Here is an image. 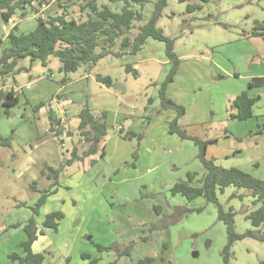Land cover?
<instances>
[{
	"label": "rangeland",
	"instance_id": "rangeland-1",
	"mask_svg": "<svg viewBox=\"0 0 264 264\" xmlns=\"http://www.w3.org/2000/svg\"><path fill=\"white\" fill-rule=\"evenodd\" d=\"M153 1L131 7L146 19ZM188 4H199L200 7L187 11L186 2L167 0L160 21L163 33L173 38L176 51L188 56L182 64H190L189 59L203 63V59H207L230 71L240 67L244 71L242 75L246 76L249 73L246 65L253 57L260 61L251 62V71L257 68L264 72V40L244 35L256 22L262 24L264 21V0H188ZM123 5L109 4V7L119 11ZM78 10L77 5L66 0L48 1L42 6L34 3L24 17L16 14L11 23H0V29L7 33L11 26H16L19 33L26 34L34 28L36 17L66 12L70 17L78 18ZM31 17L33 19H29ZM118 50L119 41L112 48L113 52ZM167 62L164 44L150 38L135 55H108L94 65L80 66L74 73L59 72V61L49 57L45 67L32 66L30 70L29 60L22 59L19 66H24L26 71L5 79L0 76V88L24 89L30 84L31 93H37L41 100H48L51 94L59 91L60 96L64 95L67 103L77 110L87 107L94 115L105 111V148L107 145L109 149L106 157L96 156L94 160L85 159L65 167L73 145L65 136H55L49 131L47 117L38 113L39 116L32 115L29 108L19 104L9 109L10 117L6 118L5 109L0 107V264H12L8 258L12 253L22 255L19 245L26 239L23 225L34 217L37 229L41 230L46 215L52 212L63 215L58 231L43 229V234L32 245L33 252L44 254L43 264H93L92 260L96 261L94 264H138L144 258H154L153 264H224L222 251L227 235L225 225L217 220L216 207L202 199L187 203L184 197L170 193L175 182L186 179V172L172 168L176 161H172L171 154L165 151L178 146L170 141L160 145V154L155 159L160 166L152 171L153 165H147L152 163L147 156L150 153L147 142L141 145L142 148L137 140L131 146L121 143L128 141L121 138L124 131H144L142 121H149L146 117H152L159 128L164 126L156 120L160 119L158 89L170 68ZM127 67L135 70L136 75L127 71ZM215 71L212 70L214 75L210 76V82L220 78L215 76L220 71ZM95 75L110 77L113 87L97 83ZM63 77L68 85L60 90L59 82ZM180 81L174 86L175 93L181 84H186L187 91L191 87ZM202 85H206L204 80ZM225 85V88H231L229 82ZM115 86L124 87V91L114 89ZM203 92L205 94L199 97L205 105L211 106L215 98L211 106L215 115L210 122L213 128L209 136H216L217 121L222 115L221 99L217 97L222 88L215 87L212 94ZM257 107L258 114H262L264 99ZM117 112H129L139 121H122L116 116ZM207 116L211 117L209 111ZM123 127L122 132L116 130ZM113 139H120V144L116 145ZM260 142L259 147L264 144V137L263 143ZM187 143L196 150L192 142ZM112 148H118L117 154L110 155ZM196 163L199 164L195 154L188 152V172L195 173ZM60 165L65 168L59 173L55 191L48 196L39 215L34 216L31 208L53 181L42 175V171L46 170V174L49 173L47 168L56 169ZM149 168L150 172L145 174ZM34 181L36 190L32 185ZM237 191L226 188L219 194V201L225 208L233 206L236 209L235 231L243 233L252 226L240 213L241 207L248 204L236 197ZM154 206L161 207L160 215L155 213ZM176 206L201 208L202 211L191 212L175 224L162 227L160 219L164 215L165 222L168 221L166 217ZM260 232L264 234V223ZM230 251L228 264H264L262 241L247 237L234 242ZM124 252L129 254H122Z\"/></svg>",
	"mask_w": 264,
	"mask_h": 264
},
{
	"label": "trees",
	"instance_id": "trees-1",
	"mask_svg": "<svg viewBox=\"0 0 264 264\" xmlns=\"http://www.w3.org/2000/svg\"><path fill=\"white\" fill-rule=\"evenodd\" d=\"M71 5H77L81 12L85 13V20L68 17L66 13L55 15H46L45 18L38 17L35 19V27L26 34L17 33L16 27L6 35V41L0 45V76L2 79L15 76L23 71V68L17 67L18 62L22 59H29V62L39 61L43 67L47 65L49 57L56 58L59 63V72L67 74L74 73L82 65H94L101 58L108 55L116 57L135 55L138 53L148 39L161 42L165 47V55L170 65L169 71L160 84L158 89V99L160 110H174L175 116L168 122V134L177 135L182 140H189L197 147V159L203 168V176L196 180L195 174H187L185 180L175 182L170 188L171 195H180L185 198L187 203L196 199H202L206 203L213 204L216 207L217 220L221 221L226 228L227 243L222 251V260L228 264L231 257V247L234 242L244 238H254L264 242V234L260 232V227L264 223V180L256 179L252 175L245 173L238 168H222L218 166L213 159L206 156L207 146L215 143L216 139L200 140L197 137L188 135L178 125V119L185 113L184 107L177 105L166 96L167 86L173 81L177 72L180 60L174 52V40L166 36L162 29L157 26V22L162 16V11L167 6V0H154L152 10L149 16H144L131 6L133 4L143 6L147 0H66ZM186 2V10L192 11L200 7L199 4L190 5L188 0H179ZM45 0H0V21L7 23L16 14L24 17L28 13V8H32L36 3L39 6ZM103 2V3H101ZM101 3V4H100ZM123 3L119 11H113L109 4ZM3 34L1 33L0 37ZM251 36L261 37L264 40V26L255 23ZM119 41V50L113 52L112 48ZM127 71H136L127 67ZM222 77V76H218ZM217 79V78H216ZM95 80L107 88H112L113 83L108 76L95 75ZM64 78L61 83L66 82ZM264 84V78H254L248 83V87L259 86ZM152 102L151 99L148 100ZM255 99L249 98L246 93L237 96L231 108L235 111L229 115L230 121L246 120L252 116V108ZM20 104L19 97L13 92L0 88V107L5 110V115L9 116V109ZM39 104L35 110L42 107ZM106 112L102 111L94 115L90 109L83 107L79 109L77 118L79 120L78 130L83 138V144L79 147H72L70 158L64 165L71 166L74 162H82L85 159L94 160L96 156L100 158L105 155V137L107 135ZM149 120V117H146ZM50 131L55 136L61 134L59 129H54V119L49 113ZM122 132V130H120ZM123 140L135 138L138 143L143 139L141 133H134L131 130L121 134ZM64 165L58 168H47L49 173L42 175L52 178L53 181L49 187L41 192L40 197L32 207L34 216L39 215L41 208L49 195L58 185L59 173L64 169ZM33 189L36 190V181L32 183ZM228 187L237 190H245L252 198V204L255 209L249 212L245 219L250 221L252 229L243 233L235 231V212L231 207L225 208L219 201V194H222ZM239 197V196H238ZM241 198V197H239ZM153 210L157 215L162 213L160 206H154ZM170 216L164 215L160 219L162 227L186 218L191 212H201V208L173 207ZM63 215L59 212L47 214L42 222V228L58 230L59 222ZM22 230L26 235L25 241L20 243L19 247L22 255L12 253L8 256L13 264H43L45 256L42 253L32 251V245L39 235L43 234L42 229L38 230L34 217H31L24 225ZM99 249L102 247L98 246ZM122 254H129L124 252ZM96 261L92 260L94 264ZM153 258H144L138 264H152ZM116 264V263H112Z\"/></svg>",
	"mask_w": 264,
	"mask_h": 264
},
{
	"label": "crops",
	"instance_id": "crops-1",
	"mask_svg": "<svg viewBox=\"0 0 264 264\" xmlns=\"http://www.w3.org/2000/svg\"><path fill=\"white\" fill-rule=\"evenodd\" d=\"M78 11H79L78 18H75V19L85 20V17H86L85 13L81 12L80 10ZM68 17H70L69 14H68ZM13 19H14V16L9 20L10 22L8 21V23H11ZM29 19H33V17ZM161 19H162V16L157 22V26L159 28H161L160 26ZM0 23L7 25V23H3L2 21H0ZM257 23L261 24L260 22H257ZM262 25L264 26V21H262ZM13 27H16V26H13ZM16 28H17L16 32L19 33L18 27ZM11 29H12V26L10 27V30ZM252 30L250 29L248 32H245L244 35L246 37H252L251 36ZM1 33L3 34V36L0 37V45L2 46L3 43L6 41L7 33H5L4 31H1L0 29V35ZM174 52L177 55L178 59L181 60V62L179 63V66L173 78V81L167 86L166 96L169 99H171L173 102H175L177 105H180L184 107L185 109V113L183 114V116H181L178 119V125L180 126V128L184 130L188 135L197 137L200 140L216 139L215 143L209 144L207 146L206 156L208 159H213L218 166L222 168L235 167L245 173L252 175L256 179L264 180V146H263L264 144L261 145L260 147L258 144V142L260 141L263 143L264 110L261 112L262 114H258L259 108L257 107V105L260 102H262L264 99V84L259 85V86L248 87V83L252 79L264 78V72H260V70H258L257 68H254L252 71L250 69L252 66L251 62L259 63L260 59L259 61H256L254 60L253 57H251L249 63H247L246 65L249 73L246 74V76H243L242 73H244V71L241 70L240 67L234 68V69L232 68L231 71L226 68H223L224 69L223 70L217 64H214L212 62L209 63L207 59H203L204 63L198 62L193 59H189L191 62L190 64L188 63L182 64L183 59L185 58L188 59V56L186 57L182 56V54H186V53L180 54L176 51L175 48H174ZM47 64H48V61H47ZM166 64H169V63L167 62ZM262 64L263 63H260V65ZM32 66H36L38 68L39 66H42V65L39 61H33L32 63H30L29 70L31 69ZM17 67L25 69L24 66H19V62H18ZM216 69L220 71V74H216L215 76H222V77L218 79L213 78V81L211 80L210 82L209 80L210 76L214 75V73H212V70L215 71ZM223 71L226 72V75H224L225 73ZM63 79L64 77L61 79V81ZM178 80H181L180 82L184 81L185 83H187V86H191L190 88H188V91L186 89V84L185 85L181 84L182 87L179 89L177 93L173 91L175 88L174 86L176 85ZM203 80L206 82L205 86L202 85ZM231 80H234L237 83H234V81H231ZM238 80H240V83H238ZM61 81L59 82L60 90L65 89L68 85L66 82L62 84ZM228 82L229 84H231V88H225L226 86L225 84ZM215 87L222 88V93L220 94L219 97H217L221 99L222 105H221L220 111L222 115H221L220 120L217 121L219 124L217 135L209 136V133L212 131V128H213L210 125V122H212L213 115H215V110L211 106L215 103V98L212 99V105L209 106L208 104L205 105L204 102H202L203 99H200L199 95L202 96V94H205L203 91L210 92L212 94V90H214ZM11 90H13V92L19 97L21 106L29 108L32 112V115L36 114V116H39L38 114H41L42 116L47 117L49 127H50L49 113H51V117L55 121L54 124H56L54 129H59L61 131L60 135H63L68 140H70V142L73 145L72 147H79L83 144V138L80 135V132L78 130L79 120L77 118V113L79 109L77 110V108H75L74 105L67 103L69 101H67L65 98L62 97L64 95L60 96L59 91H57L58 93L55 92V94H51L48 100L47 99L41 100L42 98H38L37 93H31L32 87L30 84L25 86L24 89H22V87H18V88L11 87ZM243 92L246 93V95L249 98L255 99V103L252 108V116L246 120L230 121L229 115L235 113V111L231 108V104L233 100ZM187 95H189L188 98H187ZM40 103H43L44 105L40 107L39 109L34 110L35 107L39 105ZM210 103L211 101L209 102V104ZM208 111L210 112V116H211L210 118H208L207 116ZM10 114L9 116H5V117L9 118ZM116 116H118V118H120L122 121L128 120V119L133 120V122L139 121V118L129 114V112L127 113L117 112ZM174 116H175L174 110H171V109L160 110L159 109L160 119L156 120V122L159 121L162 124L164 123V126L162 128H159L160 125L158 126L154 124V119L152 117L149 119L148 122L147 121L144 122L143 120L142 125H145V126H143L144 131L141 132L143 135V139L140 142V146L146 142L149 145L147 149L150 151V153L147 154V156L150 157L149 160L152 163L147 164V165L148 167H151L153 165V168H152V171H153V170H156L160 166V164L156 163V160H155L158 157V154H160V151H159L161 150L160 145L162 144L167 145L169 141L170 143H172V145L174 146L177 145L178 147L175 146L177 148H175L174 150L165 149V151L171 154L172 161H176V163L173 162L174 164H172V168L175 170L178 168L182 169L181 171L186 172V176H187V174L190 173L188 172V152L190 153V155L195 154V158L197 159L198 150L195 145L194 146L196 150L192 149L193 147L191 145H188L187 142L189 140H185V142L184 141L178 142L177 141L178 137L176 138L173 137L177 135L168 134V122ZM228 121L230 122L229 125H228ZM118 127H121V126H118ZM131 129H133V126H131ZM116 130L118 132L120 130L123 131L124 127L120 130L118 129ZM131 131H133L134 133H140L139 130H137L136 132L134 130H131ZM256 135H260V136L256 137ZM245 137L246 139H244ZM119 140L113 139V142H115L116 145H118L120 144ZM134 140L136 141L135 138H132L131 140L122 141L121 143L123 144L128 143L129 146H131L134 143ZM140 148H142V146ZM105 150H106L105 151L106 152L105 157H106L107 152H109L107 145H106ZM117 151H118V148L116 150L115 148L110 149V155L117 154ZM198 163L199 164L197 163L194 164L195 173H191V174L196 175V180L201 179L204 173L203 168L199 161ZM200 168H202L201 174H200ZM147 171L148 172H146L145 174H148L150 172V168ZM242 190L243 189L235 192V195L236 197L238 196L241 197L239 198L241 201H243L244 199V201H246V203L249 205V206L248 205L242 206L240 209V213L244 215L243 217L245 219V216L249 212L253 211L255 209V206L252 204V198L250 197L249 193L247 191L242 192ZM227 207H231L233 211L235 212V214L238 213L233 206H227Z\"/></svg>",
	"mask_w": 264,
	"mask_h": 264
},
{
	"label": "water",
	"instance_id": "water-1",
	"mask_svg": "<svg viewBox=\"0 0 264 264\" xmlns=\"http://www.w3.org/2000/svg\"><path fill=\"white\" fill-rule=\"evenodd\" d=\"M114 89H120L121 91H124V87H122V86H117V87L115 86ZM207 246H208V245H207ZM193 256L196 257V256H197V253L194 252V253H193Z\"/></svg>",
	"mask_w": 264,
	"mask_h": 264
},
{
	"label": "built area",
	"instance_id": "built-area-1",
	"mask_svg": "<svg viewBox=\"0 0 264 264\" xmlns=\"http://www.w3.org/2000/svg\"><path fill=\"white\" fill-rule=\"evenodd\" d=\"M48 1H50L51 3L53 2V1H55V0H45V2H43L42 3V5H44L46 2H48ZM42 5H40V6H42ZM46 16H44V17H41V18H45ZM10 22V21H9Z\"/></svg>",
	"mask_w": 264,
	"mask_h": 264
}]
</instances>
